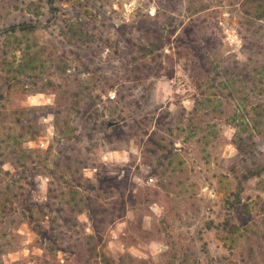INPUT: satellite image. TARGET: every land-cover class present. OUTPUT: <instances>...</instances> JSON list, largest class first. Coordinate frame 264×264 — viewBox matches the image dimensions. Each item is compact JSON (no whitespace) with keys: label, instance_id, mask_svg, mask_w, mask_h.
I'll return each mask as SVG.
<instances>
[{"label":"rangeland","instance_id":"rangeland-1","mask_svg":"<svg viewBox=\"0 0 264 264\" xmlns=\"http://www.w3.org/2000/svg\"><path fill=\"white\" fill-rule=\"evenodd\" d=\"M263 12L0 0V264H264Z\"/></svg>","mask_w":264,"mask_h":264},{"label":"trees","instance_id":"trees-1","mask_svg":"<svg viewBox=\"0 0 264 264\" xmlns=\"http://www.w3.org/2000/svg\"><path fill=\"white\" fill-rule=\"evenodd\" d=\"M260 17H264V12H263V15L261 14ZM81 23V21H69V25H68V29L70 30V35L72 34V36H75L77 35V32L80 30L82 31V29H80L78 27V24ZM37 26H35L33 23H29V22H19L18 24H13L11 26H9L7 29H6V35L7 37L8 36H15V35H23V34H30V33H33L36 31V28ZM177 32L178 30L174 29L172 30L171 32H169V36H167L166 38V41H171V38L172 37H175L177 35ZM156 41L159 40V43L160 44H164L163 40L164 38L161 37V35H156ZM156 44L155 41H151V40H148L147 41V46H154ZM163 44L161 46H159V48L161 49L163 47ZM156 48H158V46H155ZM147 49V48H145ZM207 57H209L207 55ZM7 61L4 60L2 61V65L4 66H7ZM185 69V72L188 74L191 82L193 83V86L195 87V89L197 91H201L202 88H203V84L206 82V80L209 82L210 85H214V83L217 82V77L215 75V68H209V69H206L205 66H204V71H203V74H207V79L205 81H201V78L203 77V74H201V71L198 64L196 63H193L191 62V64L189 65V67H186L184 68ZM218 73H221L223 74L224 76H227L229 74V71L227 69H225L224 71L220 70V72L218 71ZM174 76V70H172L169 74H167V78L170 80L172 79ZM8 82H9V79H8ZM232 97L231 93H229L227 95V101H229V98ZM0 99H4V94H3V91H2V86L0 85ZM112 128H116L115 127H112ZM110 128V129H112ZM255 175V172H249L248 174H245L243 176L244 180H249L250 178L254 177Z\"/></svg>","mask_w":264,"mask_h":264},{"label":"water","instance_id":"water-1","mask_svg":"<svg viewBox=\"0 0 264 264\" xmlns=\"http://www.w3.org/2000/svg\"><path fill=\"white\" fill-rule=\"evenodd\" d=\"M110 126H112V124H110Z\"/></svg>","mask_w":264,"mask_h":264}]
</instances>
